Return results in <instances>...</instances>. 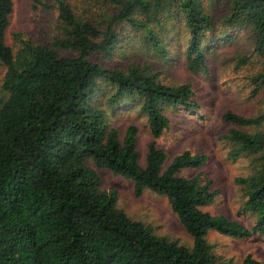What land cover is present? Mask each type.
<instances>
[{
    "label": "trees",
    "instance_id": "16d2710c",
    "mask_svg": "<svg viewBox=\"0 0 264 264\" xmlns=\"http://www.w3.org/2000/svg\"><path fill=\"white\" fill-rule=\"evenodd\" d=\"M101 1L105 6L92 20L57 0L59 33L48 44L18 35L14 51L6 41L14 0H0V61L6 66L0 91L8 93L0 97V264H222L207 239L210 230L236 238L264 236V111L223 115L236 125L225 136L230 157L253 161V172L236 179L245 208L255 214L248 227L203 209L218 191L183 171L203 165L205 154L186 150L169 158L157 144L170 124L167 109L197 110L191 86L165 84L137 64L108 68L92 55L110 54L124 41L123 26H131L165 56L155 28L173 18L190 35L188 68L208 72L204 41L215 32V40L231 41L230 30H245L263 60L252 77L258 91L264 86V0ZM248 59L239 56L238 64ZM136 100L153 137L145 165L137 126H128L121 138L108 121L109 113ZM97 169L132 179L136 195L145 189L166 195L193 245L157 235L131 218L118 207L117 192L103 188ZM242 264L264 262L249 254Z\"/></svg>",
    "mask_w": 264,
    "mask_h": 264
},
{
    "label": "rangeland",
    "instance_id": "374dc122",
    "mask_svg": "<svg viewBox=\"0 0 264 264\" xmlns=\"http://www.w3.org/2000/svg\"><path fill=\"white\" fill-rule=\"evenodd\" d=\"M43 5L34 7L33 0H14V10L10 18L6 41L16 51L20 45L18 35L35 43L48 44L59 33L57 0H41ZM75 12L84 19H92L105 6L101 0H67ZM166 55L147 42L140 30L123 26V42L110 54L95 53L94 61L108 68H127L137 64L156 74L168 85L189 84L194 92L193 99L198 108L195 111L184 106L167 109L170 124L156 140L164 148L169 158L190 150L194 154H205L206 162L183 174L198 177L202 183L211 182V188L218 191L216 199L203 209L214 215H224L245 226H252L255 214L245 208L246 196L238 177L253 172L252 158L245 155L230 157L232 144L225 136L236 125L224 120L223 115L231 110L246 116H254L264 111V86L255 89L253 76L262 69V58L254 52L251 35L245 30H230L232 40L219 41V36L206 39L203 48L209 64L208 72L188 68L186 52L188 34L184 22L168 18L161 27L155 28ZM215 40V41H214ZM249 56L246 64H238L239 56ZM6 66L0 61V79ZM108 96V92L104 96ZM106 97L102 105H106ZM0 97L8 93L1 89ZM109 113L108 121L115 126L123 138L128 126L138 128V149L140 163L146 164L148 145L153 140L147 116L140 112L138 100ZM247 130L253 127H244ZM90 165L94 166L90 162ZM104 189L117 192V205L131 218L153 228L155 234L178 240L192 246L194 239L173 211L166 195L145 189L136 195L132 179L115 174L109 169H97ZM213 251L222 264H242L251 254L264 262V236L255 234L247 238H236L210 230L207 235Z\"/></svg>",
    "mask_w": 264,
    "mask_h": 264
}]
</instances>
